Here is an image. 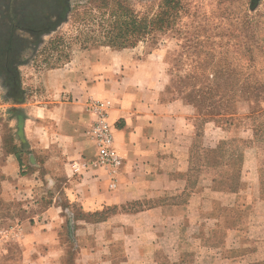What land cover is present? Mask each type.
<instances>
[{
  "label": "crops",
  "instance_id": "1",
  "mask_svg": "<svg viewBox=\"0 0 264 264\" xmlns=\"http://www.w3.org/2000/svg\"><path fill=\"white\" fill-rule=\"evenodd\" d=\"M97 52L44 73V88L24 104L18 138L30 150L31 166L23 168L15 154L0 162L4 190L27 193L31 208L41 191L49 198L42 212L20 220L21 264H221L201 261L223 256L220 240L232 244L243 236L223 213L258 201L253 148L244 150L237 183L229 178L231 165L214 160L191 183L194 109L168 97L166 61L129 53L125 66L106 68ZM108 94L115 97L110 122L122 158L114 174L89 164L98 149L87 132L94 119L88 100ZM213 132L210 149L229 131L210 122L205 133ZM68 211L75 215L73 232Z\"/></svg>",
  "mask_w": 264,
  "mask_h": 264
},
{
  "label": "rangeland",
  "instance_id": "2",
  "mask_svg": "<svg viewBox=\"0 0 264 264\" xmlns=\"http://www.w3.org/2000/svg\"><path fill=\"white\" fill-rule=\"evenodd\" d=\"M103 1L116 3L0 0V162L15 154L23 168L31 166L30 150L18 138L21 111L35 92L44 88V73L50 69L65 66L79 56H93L95 51H99L97 56L102 57L106 68L112 62L125 66L131 55L161 56L171 77L168 97H179L194 109L198 142L192 149L191 183L200 177L202 166L213 160L228 162L229 178L237 183L244 150L252 147L258 159V201L241 213L238 209L223 213L230 217L229 226H239L243 236H236L235 240H240L237 242L232 237V244L220 240L225 249L223 256L203 257L201 262L238 264L241 256L245 264H264V0H186L175 29L155 41L141 38L132 50L120 54L113 49L124 47L100 41L98 6ZM161 1L125 0L140 15L155 11ZM91 10L96 18L87 23L82 18ZM112 95L91 96L88 103L110 100V111L115 105ZM210 122L229 131L213 149L209 148V140L215 141L217 137H212L217 134L205 133ZM93 123L94 119L91 126ZM248 135L251 143L246 141ZM95 159L89 164L93 165ZM6 182L0 166V264H21L20 220L42 212L40 205L49 198L46 190L41 191L37 206L31 208L28 201L32 197L4 190ZM68 213V230L73 232L75 215ZM72 243L77 241L72 238Z\"/></svg>",
  "mask_w": 264,
  "mask_h": 264
},
{
  "label": "trees",
  "instance_id": "3",
  "mask_svg": "<svg viewBox=\"0 0 264 264\" xmlns=\"http://www.w3.org/2000/svg\"><path fill=\"white\" fill-rule=\"evenodd\" d=\"M185 1L162 0L155 11L149 10L141 15L125 0H115L114 5L109 1H103L98 6L99 25L102 29L100 41L120 47H135L141 38L155 41L159 36L175 29L185 10ZM95 18L96 15L91 10L86 12L82 20L90 23Z\"/></svg>",
  "mask_w": 264,
  "mask_h": 264
},
{
  "label": "built area",
  "instance_id": "4",
  "mask_svg": "<svg viewBox=\"0 0 264 264\" xmlns=\"http://www.w3.org/2000/svg\"><path fill=\"white\" fill-rule=\"evenodd\" d=\"M110 100H92L90 103L94 115V123L89 129L90 137L95 141L98 154L91 162L94 166L114 174L122 163V158L114 146V131L109 122Z\"/></svg>",
  "mask_w": 264,
  "mask_h": 264
}]
</instances>
